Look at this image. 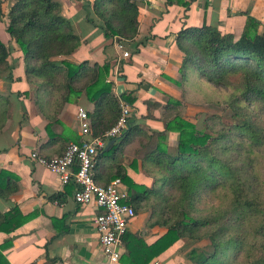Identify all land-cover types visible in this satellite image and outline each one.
Returning <instances> with one entry per match:
<instances>
[{"label": "trees", "instance_id": "16d2710c", "mask_svg": "<svg viewBox=\"0 0 264 264\" xmlns=\"http://www.w3.org/2000/svg\"><path fill=\"white\" fill-rule=\"evenodd\" d=\"M142 1H93V13L106 39L130 41L137 36ZM193 1L164 0V4L166 8H187ZM2 16L0 7V22ZM7 17L5 32L22 53L25 77L35 87V102L48 121L50 139L66 146L80 143L76 135H67L57 116L63 105L82 95L93 105V111L86 112L90 136L102 139L120 117L119 100L113 94L112 83L107 82L109 64L53 61L70 56L80 46L55 0H16ZM176 46L183 58L178 79L169 80L180 88L181 97H185L190 82L201 79L216 87H230L231 78L237 77L234 90L238 94L230 99L229 106L234 116L244 118L213 137L182 117V101L171 99L164 108L163 131L148 132L132 126L130 117L126 138L116 142L109 152L104 147L98 151L92 169L95 183L105 186L119 178L127 189L125 203L135 214L149 210V226L166 228V233L150 245L139 234L125 233V253L119 261L138 264L144 259L141 264H148L180 240L207 239L212 254L192 249L187 256L191 264H264V130L245 118L241 105L255 103L264 111V26L246 13L239 37L203 24L180 31ZM9 56L10 50L0 39V79L10 69ZM121 99L130 107L135 102L126 96ZM5 107L0 96L2 118ZM56 127L58 133L52 131ZM169 133L176 134L173 145ZM131 144L138 148L129 166L137 171L140 164L150 184L134 180L124 166L125 151ZM106 165H110L107 170L103 169ZM17 183L13 174L0 170V198L7 200L16 193ZM166 189L174 195H167ZM204 194L214 195L219 205L200 215L195 203ZM24 221L17 207L0 212V233L11 234ZM0 264H9L1 252Z\"/></svg>", "mask_w": 264, "mask_h": 264}, {"label": "crops", "instance_id": "0c3cea01", "mask_svg": "<svg viewBox=\"0 0 264 264\" xmlns=\"http://www.w3.org/2000/svg\"><path fill=\"white\" fill-rule=\"evenodd\" d=\"M15 1L0 0L3 13L0 28H4L0 39L10 50V69L0 79V96L6 104L5 117L0 116V170L17 178L18 191L7 200L0 198V212L17 207L25 221L9 235L0 233V252L9 264H104L105 256L93 223L99 210L92 204H76L73 184L61 185L57 175L29 158L34 151L48 159L58 157L66 145L50 139L47 134L48 121L35 102V87L26 80L22 53L5 32L8 12ZM55 1L61 6L63 18L71 23L80 46L70 56L57 57L53 61L66 60L75 65L87 61L90 66L108 63L107 80H111L113 94L116 98L135 99L131 107V125L148 132L163 131L165 106L171 99L181 100L180 88L169 80H177L179 76L183 55L176 46V39L180 31L203 24L217 25L222 34L232 33L239 37L246 13L264 26V0H195L187 8L178 5L166 8L164 0H143L139 3L137 36L122 43L129 54L124 59L115 40L105 38L92 10L94 0ZM117 60L120 66L114 78ZM79 109L92 112L93 105L82 95L63 105L57 118L65 125L67 135H76L80 142L86 135H81ZM59 130L56 127L52 131L58 133ZM125 133L115 143L126 138ZM168 135L173 145L176 134ZM109 142L104 145V151ZM136 148L137 144L126 148L124 166L134 180L150 184L151 179L144 175L146 172L140 164L137 171L129 166ZM109 167L106 165L103 169ZM147 211L142 209L136 213L126 233L139 234L150 245L166 233V228L149 226L150 211ZM124 253L122 243V255ZM176 262V255L170 248L148 264ZM118 264L123 263L119 261Z\"/></svg>", "mask_w": 264, "mask_h": 264}, {"label": "built area", "instance_id": "2783aa9c", "mask_svg": "<svg viewBox=\"0 0 264 264\" xmlns=\"http://www.w3.org/2000/svg\"><path fill=\"white\" fill-rule=\"evenodd\" d=\"M117 49L122 52V58L129 54L123 49V40L113 38ZM123 50V51H122ZM120 60L115 63L114 78L119 72ZM111 83V80H107ZM120 117L118 122L105 133L102 139H93L91 143L81 140L79 144L69 143L63 153L51 159L42 156L39 151L30 154V160L49 170L59 177L63 186L73 184L76 188L73 198L78 205H94L99 213L95 216V225L98 242L105 256L104 264H118L122 256V238L126 233L128 224L135 218L134 209L125 203L127 189L119 178L111 180L107 185L95 183L92 169L98 151L111 140H119L128 129L131 117V107L121 98ZM79 127L81 135H90L91 126L86 111L79 109Z\"/></svg>", "mask_w": 264, "mask_h": 264}, {"label": "rangeland", "instance_id": "374dc122", "mask_svg": "<svg viewBox=\"0 0 264 264\" xmlns=\"http://www.w3.org/2000/svg\"><path fill=\"white\" fill-rule=\"evenodd\" d=\"M215 28L220 31V26L216 25ZM0 33H4L3 27L0 28ZM0 38L2 39L1 36ZM237 80V77L231 78L230 87H216L201 79L190 82L187 85L188 88L186 87L187 91L184 98L181 97L182 91L180 93L182 100L181 116L193 122L198 131L213 137L229 129L231 125L239 123L244 117L234 116V112L229 106L230 99L238 94V90H234L237 86ZM244 103L241 105L245 108L243 112L245 118H249L256 127L264 130V111L255 103ZM166 194L174 195L172 191L167 189ZM218 205L219 201L214 195L204 194L195 203V210L198 214L205 215ZM171 248L178 261L176 264H191L187 256L192 249L202 251L207 255L213 252V248L207 239L200 241L184 239L176 242Z\"/></svg>", "mask_w": 264, "mask_h": 264}, {"label": "water", "instance_id": "95a60500", "mask_svg": "<svg viewBox=\"0 0 264 264\" xmlns=\"http://www.w3.org/2000/svg\"><path fill=\"white\" fill-rule=\"evenodd\" d=\"M83 140H84L85 142L91 143V142L93 141V138H92L90 135H87V136H85V138H84ZM114 143H115V141H114V140H111V141L106 145V147H105V151H107L108 148H109L110 146H112Z\"/></svg>", "mask_w": 264, "mask_h": 264}]
</instances>
